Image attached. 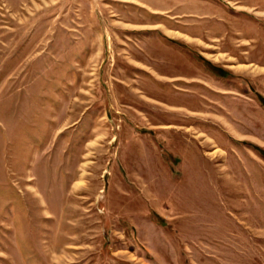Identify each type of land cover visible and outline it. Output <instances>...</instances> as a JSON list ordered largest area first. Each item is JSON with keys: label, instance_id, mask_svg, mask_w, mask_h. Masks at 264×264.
Listing matches in <instances>:
<instances>
[{"label": "rangeland", "instance_id": "1", "mask_svg": "<svg viewBox=\"0 0 264 264\" xmlns=\"http://www.w3.org/2000/svg\"><path fill=\"white\" fill-rule=\"evenodd\" d=\"M0 264H264V0H0Z\"/></svg>", "mask_w": 264, "mask_h": 264}]
</instances>
